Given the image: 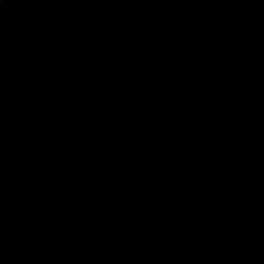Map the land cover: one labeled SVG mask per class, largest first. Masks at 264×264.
Returning <instances> with one entry per match:
<instances>
[{
  "label": "trees",
  "instance_id": "16d2710c",
  "mask_svg": "<svg viewBox=\"0 0 264 264\" xmlns=\"http://www.w3.org/2000/svg\"><path fill=\"white\" fill-rule=\"evenodd\" d=\"M13 12L12 66L38 62L68 100L55 130H73L70 113L88 127L93 106L106 159L113 134H129L114 188L87 174L94 151L68 150L50 188L57 223L23 244H56L57 264H264V0H35ZM3 75L0 64V97ZM183 114L190 137L175 131ZM91 195L98 215L82 206Z\"/></svg>",
  "mask_w": 264,
  "mask_h": 264
},
{
  "label": "rangeland",
  "instance_id": "374dc122",
  "mask_svg": "<svg viewBox=\"0 0 264 264\" xmlns=\"http://www.w3.org/2000/svg\"><path fill=\"white\" fill-rule=\"evenodd\" d=\"M9 2L10 0L0 4V64L2 67V71H4V76L1 79L2 87L0 97V110L4 109L5 107L12 86V82L10 81L11 76L9 75V73L12 72L11 66L13 64L12 54L10 50L11 40L9 37L8 29L5 25V20L9 15ZM19 68L24 70L26 73L32 72L36 74L37 79L41 77V79L45 80L38 62L32 59L19 58ZM47 87L51 88L48 84ZM63 98L64 97H60L56 99V102L62 105L66 104L68 100ZM81 105L82 103H76V107H79ZM92 107L93 106H89L88 108V127L83 126V123L80 120V116H78V114L76 115V117L69 114V116L73 118L74 123L76 124L75 129L77 131V135L74 136L75 129L71 130L67 126L58 129V131L63 135L65 139V141L63 142V138H61V142L59 144H61L62 142L63 144L60 149L58 147V144L55 147L54 152L52 151L55 142L49 137L45 143H41L39 145H37L35 142L28 143V149L33 152L34 160L33 164L31 166L23 168L21 173L22 178H26L28 180L26 188L31 190L33 199L31 200L28 207H24L21 211H14L13 213L10 212V215L5 214V217L3 211L0 209V264H57L55 262V257L58 253V246L56 244H53L47 250L33 249L30 247H26L23 244V236L25 233L35 235L36 237L43 236L46 232L45 229L47 227L56 225L57 216L52 212L55 208V205L53 203L55 201V198H50L49 196V198L47 199L45 190L49 185L56 186L58 184L56 181V175L58 173L59 167L65 160L64 157L69 158L72 156L70 155L68 150L75 152L77 150L85 148L91 152V155L92 151H94L93 158L88 165L89 171H87V174L95 183L99 184L102 188H107L111 185L114 188V181L116 179L115 177L123 172H126V170L122 168V165L120 168L118 165L121 163L120 161L123 157L129 159V156H127V154L125 155L121 153L119 151V146L115 145V143L118 140L122 139L121 146L125 147L129 134L121 126V128H119L113 134L112 138L109 139L108 147L111 150V153L109 154L108 159L104 158L103 151L107 153L105 151V148L99 146L95 142V138L99 135L96 134L94 128V120L91 115ZM100 114L103 117H110L115 121L116 115L108 110L100 112ZM59 117H61V112L57 115L56 119H58ZM83 131L84 135L82 134ZM71 137L74 139H72ZM116 157L121 158L118 161H114V159H117ZM41 161L43 163H41ZM103 162H105L106 165L103 166ZM0 174L4 177V180H6L5 177L7 178L10 176V174L5 173L2 168H0ZM112 175L114 176L112 177ZM3 188L5 189V187ZM42 189L44 190V192L42 191ZM9 193L13 199V197L18 194L19 191ZM1 204L3 203L0 202V205ZM79 204L81 206V202H79ZM82 206L93 211V215L99 214L94 195H91L89 199H84L82 202ZM31 210L33 211L32 215H30ZM24 215H28L29 219L30 217H32V220H27V217ZM93 227L96 228L97 226L93 223L88 231H91ZM83 237H86V234H84Z\"/></svg>",
  "mask_w": 264,
  "mask_h": 264
},
{
  "label": "flooded vegetation",
  "instance_id": "af4514ba",
  "mask_svg": "<svg viewBox=\"0 0 264 264\" xmlns=\"http://www.w3.org/2000/svg\"><path fill=\"white\" fill-rule=\"evenodd\" d=\"M6 1L8 0H0V4ZM20 1L35 0H10L8 13L10 6L14 8ZM15 68L11 66L12 72L9 75L12 86L5 107L0 110V168L10 174L5 177L6 180L0 174V202L3 203L0 209L4 217L5 214L10 215L11 206L13 211L17 212L30 205L33 195L31 190L26 188L28 180L23 179L21 173L22 169L31 166L34 160L28 143L31 137L36 142L45 143L48 139L47 133L53 140H57L59 136L52 130V124L55 127V120L53 123L52 119H56L61 112L60 103L55 101V96H49L48 92L41 90L46 84L45 80L41 77L37 79V75L32 72L29 75ZM49 187L50 185L45 190L47 195ZM14 191L19 193L12 199L9 192ZM42 191L44 192L43 189ZM32 214L31 210L30 215ZM28 220L31 221L32 217Z\"/></svg>",
  "mask_w": 264,
  "mask_h": 264
},
{
  "label": "clouds",
  "instance_id": "9594fccd",
  "mask_svg": "<svg viewBox=\"0 0 264 264\" xmlns=\"http://www.w3.org/2000/svg\"><path fill=\"white\" fill-rule=\"evenodd\" d=\"M10 13H11V11H9ZM10 13H9V15H10ZM8 15V16H9ZM8 18V17H7ZM6 18V19H7ZM5 23H6V20H5ZM6 25V24H5ZM6 27H7V25H6ZM9 27H10V25H9ZM9 27H7V29H8V33H9ZM9 37H10V35H9ZM10 40H11V37H10ZM22 73H25V71H23ZM3 74H4V71H3ZM4 76V75H3ZM45 80H46V84L45 85H43V87H42V89L41 90H43V91H45V92H48L49 93V96H55V101H56V99H58V98H62V97H64V92L62 91V90H60L59 88H57L52 82H53V80H51V79H46L45 78ZM47 84L51 87V88H49V87H47ZM1 87H2V85H1ZM49 104L51 105V102L49 101ZM60 106H63L62 104H60ZM70 115H71V113H70ZM188 119H189V117H187L185 114H183L182 115V117H181V119H180V121H179V123H178V125L176 126V128H175V131H179V130H181L182 131V133L186 136V137H190L191 136V134H192V130L191 129H187V126H186V122L188 121ZM53 123H54V120H55V117H53ZM76 128V124L74 123L73 124V129H75ZM199 129H200V125H199V121L198 120H196V122H195V130L199 133ZM52 130H53V132L54 133H56L58 136H59V138L56 140H53L49 135H48V133H47V136L49 137V138H51L54 142H55V146H54V148H53V152H54V149H55V147L61 142V138H63V142L65 141V139H64V137H63V135L59 132V131H56L55 130V127H53V124H52ZM46 132H47V130H46ZM75 133H77V131H76V129H75ZM61 135V136H60ZM30 143H32V142H35L37 145H39V144H41V142H36V141H34L33 139H32V137H31V139H30V141H29ZM63 142L61 143V144H59L58 145V147L59 146H62V144H63ZM115 145H117V146H119L120 147V145H121V141H117L116 143H115ZM36 152V151H35ZM34 152V153H35ZM50 188H56V186H50L49 187V192H48V195H47V193H46V198L48 199L49 198V196H50V198H51V193H50ZM55 201H56V203H61V200L60 199H58V198H56L55 199ZM40 202H41V199H40ZM71 208H73V206H70ZM10 212L11 213H13L14 211H13V207L11 208V210H10ZM53 212V211H52ZM54 213V212H53ZM24 216H26L27 217V220L29 219V217H28V215H24Z\"/></svg>",
  "mask_w": 264,
  "mask_h": 264
},
{
  "label": "water",
  "instance_id": "95a60500",
  "mask_svg": "<svg viewBox=\"0 0 264 264\" xmlns=\"http://www.w3.org/2000/svg\"><path fill=\"white\" fill-rule=\"evenodd\" d=\"M10 11H11V13H10V15L8 16V18L6 19V25H7V27H9V25H10V21H11V19L13 18V16H14V12H13V7L12 6H10V9H9ZM9 35H10V37H12V30H11V28L9 27Z\"/></svg>",
  "mask_w": 264,
  "mask_h": 264
}]
</instances>
